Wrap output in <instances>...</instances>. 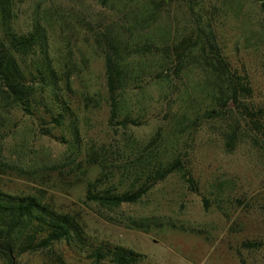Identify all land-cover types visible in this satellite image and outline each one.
Returning <instances> with one entry per match:
<instances>
[{
  "label": "rangeland",
  "instance_id": "obj_1",
  "mask_svg": "<svg viewBox=\"0 0 264 264\" xmlns=\"http://www.w3.org/2000/svg\"><path fill=\"white\" fill-rule=\"evenodd\" d=\"M153 1L14 0L15 31L45 26L51 60L70 67L66 99L78 135L67 119L61 127L53 123L43 107L33 115L11 104L2 109L0 163L8 166L0 189L36 195L70 213L93 246L131 249L140 255L135 264H264V0L196 1L205 5L232 74L250 87L225 106L194 45L185 1ZM136 15L144 20L134 22ZM111 37L131 50L125 56L131 80L113 122L104 64ZM149 151L175 169L136 202L109 209L85 198L87 180L101 170L87 168V152L106 159L103 170L112 177L105 186L123 191L137 185L136 155ZM50 249L22 253L13 263L56 264L46 257L54 254L64 264H92L64 242ZM0 264L8 263L0 257Z\"/></svg>",
  "mask_w": 264,
  "mask_h": 264
},
{
  "label": "trees",
  "instance_id": "obj_2",
  "mask_svg": "<svg viewBox=\"0 0 264 264\" xmlns=\"http://www.w3.org/2000/svg\"><path fill=\"white\" fill-rule=\"evenodd\" d=\"M183 1L193 15L192 26L197 33L193 41L194 45H198L206 70L215 76L218 83L220 95L216 99L217 103L223 106L229 102L237 104L241 91H248L250 87L239 76L233 75L228 67L215 41L214 32L211 31V22L208 20L205 5L196 2L197 0ZM153 2L157 4L158 1ZM165 2L166 0L161 1V3ZM13 4L14 0H0V90L5 92V96H0V117H2V109L9 107L10 104L29 115H33L43 107L57 126H63L67 119L73 135L77 138L76 120L72 117L66 99V91H72L70 67L65 63L60 68L58 63L55 64L51 60L45 26L36 22L31 31L26 33L15 31ZM144 5V2H141L138 8ZM195 6H198L199 11L195 10ZM144 12L141 11L140 15H144ZM135 17L134 22H138V18L144 20V17L137 15ZM110 47L111 50L104 54V64L110 122H113L117 120L120 109L123 108L122 89L131 80L127 76L128 64L125 57L131 55V50L124 40L114 37H111ZM135 47L136 52L140 51L138 43ZM185 55L186 52L181 51L176 57L181 61ZM28 77L32 79L30 85L26 81ZM126 119L127 115L123 117L121 125H124ZM4 120L5 118L0 119V125ZM254 128L257 126L254 125ZM86 156L87 168L97 165L101 170L93 179L87 180L85 198L109 209L118 207L122 203L136 202L155 182L162 180L175 169V165L165 166L156 162L157 156H152V151L146 155L143 152L139 153L136 155V160L140 164L134 168L133 173L137 185L132 182L128 189L119 191L116 186H105L112 177H107L103 170L108 164L105 163L106 159L98 152H87ZM4 166L8 165L0 163V171L4 170ZM74 168V171H81L83 174L85 172L80 164H76ZM132 222L137 228L146 227L135 220ZM57 242H64L80 253L86 252V257L92 264L102 261H107L109 264H135L140 257L135 251L119 245L93 246L75 216L50 206L36 195L10 194L0 189L1 258L12 264L14 258L22 253L48 251ZM54 256V254L46 255L49 261L64 264L60 256Z\"/></svg>",
  "mask_w": 264,
  "mask_h": 264
},
{
  "label": "water",
  "instance_id": "obj_3",
  "mask_svg": "<svg viewBox=\"0 0 264 264\" xmlns=\"http://www.w3.org/2000/svg\"><path fill=\"white\" fill-rule=\"evenodd\" d=\"M12 264H14L13 261H12Z\"/></svg>",
  "mask_w": 264,
  "mask_h": 264
}]
</instances>
